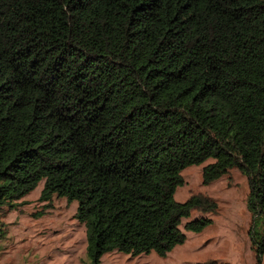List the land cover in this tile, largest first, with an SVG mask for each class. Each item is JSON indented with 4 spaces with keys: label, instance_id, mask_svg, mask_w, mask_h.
I'll list each match as a JSON object with an SVG mask.
<instances>
[{
    "label": "trees",
    "instance_id": "trees-1",
    "mask_svg": "<svg viewBox=\"0 0 264 264\" xmlns=\"http://www.w3.org/2000/svg\"><path fill=\"white\" fill-rule=\"evenodd\" d=\"M207 159L203 183L232 167L246 178L259 264L264 0H0V214L42 180L39 200L76 202L87 264L163 257L182 217L216 211L173 198L180 171Z\"/></svg>",
    "mask_w": 264,
    "mask_h": 264
},
{
    "label": "rangeland",
    "instance_id": "rangeland-1",
    "mask_svg": "<svg viewBox=\"0 0 264 264\" xmlns=\"http://www.w3.org/2000/svg\"><path fill=\"white\" fill-rule=\"evenodd\" d=\"M210 159L189 165L180 171L182 183L176 186L173 198L183 202L191 194H201L216 203L214 213L191 210L180 219L184 241L165 256L153 252L129 255L110 251L101 255L98 264H194L205 259L230 264H256L248 231L252 219L245 208L246 178L232 167L208 183L201 180V169ZM42 180L16 202L13 208L2 207L0 214V264H87L85 227L75 218V201L52 195L39 200ZM210 222L192 232L183 224L197 218ZM260 224L254 225L259 231ZM259 264H264V250Z\"/></svg>",
    "mask_w": 264,
    "mask_h": 264
}]
</instances>
